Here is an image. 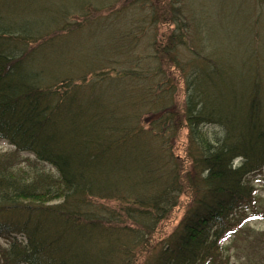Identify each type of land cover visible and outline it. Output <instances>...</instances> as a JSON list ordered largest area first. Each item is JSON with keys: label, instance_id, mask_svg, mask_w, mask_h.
<instances>
[{"label": "trees", "instance_id": "1", "mask_svg": "<svg viewBox=\"0 0 264 264\" xmlns=\"http://www.w3.org/2000/svg\"><path fill=\"white\" fill-rule=\"evenodd\" d=\"M159 2L136 24H99L103 46L58 61L25 54L13 42L26 28L0 18V139L16 151L0 155V238L9 241L0 264H234L224 255L231 234L245 241L243 264H264V231L245 226L264 217L251 181L264 170L259 32L241 72L238 58L235 74L209 59L197 36L196 55L181 60L189 27L181 22L164 44L158 22L180 10ZM239 87L225 112V89ZM19 152L56 172L20 167ZM183 197L179 224L156 240Z\"/></svg>", "mask_w": 264, "mask_h": 264}, {"label": "rangeland", "instance_id": "2", "mask_svg": "<svg viewBox=\"0 0 264 264\" xmlns=\"http://www.w3.org/2000/svg\"><path fill=\"white\" fill-rule=\"evenodd\" d=\"M76 1L56 0L57 5H53L52 0H0V18H3L4 22L10 23L7 27H15L16 25L19 29L26 28L29 34L18 31L16 32L18 37L13 42L14 45H21L22 43L25 54L34 50L36 56L45 57L48 60L56 58V61H58L60 59L64 60L66 54L68 57L79 58L86 50H88L86 52L88 53L89 49L93 48V46L90 47L92 44L97 48L100 45L103 46L105 38L108 37L104 33L95 32L93 29L99 24L113 21L122 22L112 23V25L118 27L136 24L145 15L149 16L151 5L154 2L156 3V0H102L103 5L99 4L97 6L101 8L94 11L93 6L86 7L87 2L81 8ZM91 1L94 2V0ZM160 1L161 7L167 6L168 3V5L173 4L180 10V13H175L174 10L168 11L167 15L158 22L160 28H157V30L163 36L162 42L164 44L167 43L172 32L176 30L181 22L186 23L189 27V30H187L188 41L192 51L179 48L178 57L181 60H186L192 56L191 53H195L193 42L196 41L197 36L198 43L200 40L206 42L208 49L206 53L210 56L209 59H212L215 55L217 61L225 67V71L235 74L237 70L232 65V58H238L240 63L238 65L239 69H237L238 72H241L240 70L244 69V62L257 55L254 48L255 44H258V38L256 37L258 32L260 44L257 49H259L261 57H264V30L261 29L262 23L260 22L261 19L264 20V0ZM231 1L232 4H230ZM65 2L67 4H63ZM105 4H109V6H105ZM51 9H54V12L49 14ZM111 16L116 18L107 19ZM99 18L105 19L99 20ZM149 21L150 18L146 24H149ZM33 33L35 35H31ZM94 34L97 39L91 41ZM248 37L251 40L254 39V43ZM144 38L145 44L142 47L149 46V39L152 38V34ZM57 39H59V45H57ZM52 42L55 43L53 46ZM206 53L203 52L204 55H207ZM257 60V57L253 59L252 64L255 65ZM68 61L72 63L71 70L80 69V63L73 62V60ZM74 72L77 73V71ZM80 75L82 76V73ZM242 75L245 77L244 74ZM262 87L264 90V80ZM234 90L237 93L241 92L240 87L239 89H225V112L233 110L234 99L231 92ZM213 130L221 131L220 128L215 127ZM187 135V130H184L176 145L177 153L181 157H184L185 154ZM15 153V148L8 141L0 139V155ZM18 155L20 167L25 169L33 167V169L48 173L56 172L50 165L38 163L36 157L30 153L19 152ZM251 181L257 190L259 212H262L264 211V170L262 173L252 176ZM186 202L187 198L183 197L182 207L177 208L170 219L160 226L158 234L155 236L156 240L163 239L174 231L182 219ZM245 226L256 232L264 231V217L250 218ZM236 238L235 235L231 234L224 240L223 245L226 248L224 255L230 257L234 264H243L246 255L245 248L241 243H245V241H237ZM8 245L9 241L0 238L1 249L8 247ZM142 263L143 258L138 264Z\"/></svg>", "mask_w": 264, "mask_h": 264}]
</instances>
